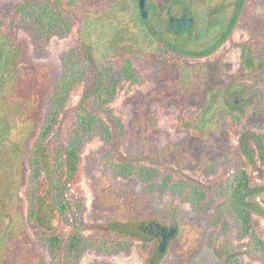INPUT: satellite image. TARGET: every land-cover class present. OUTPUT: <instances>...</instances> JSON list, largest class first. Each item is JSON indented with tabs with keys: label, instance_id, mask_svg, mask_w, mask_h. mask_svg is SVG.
<instances>
[{
	"label": "rangeland",
	"instance_id": "rangeland-1",
	"mask_svg": "<svg viewBox=\"0 0 264 264\" xmlns=\"http://www.w3.org/2000/svg\"><path fill=\"white\" fill-rule=\"evenodd\" d=\"M171 1L173 15L187 11L194 24L186 35L165 38L192 56L152 42L133 0H0V73L11 80L0 86V119L10 125L0 127V264H264V251L240 234L229 195L241 168L252 182L247 203L264 189V0ZM49 2L59 5L63 21L48 34L14 22L12 8ZM150 2L157 7L149 23L162 32L166 2ZM70 58L84 74L66 109L124 58L138 84L116 94L122 143L106 145L83 134L79 183L57 198L51 180H59L60 152L77 130L66 109L42 137L46 159L37 176L29 161L62 62ZM16 75L26 79L19 92ZM40 79L44 87L34 93ZM124 154L151 159L204 198L183 201L162 193L158 181L116 173L112 164ZM56 201L65 205L63 213ZM154 220L177 228L163 252L150 231ZM253 224L264 239V213L254 211ZM53 232L63 244L78 234L85 245L63 259L47 242Z\"/></svg>",
	"mask_w": 264,
	"mask_h": 264
},
{
	"label": "trees",
	"instance_id": "trees-1",
	"mask_svg": "<svg viewBox=\"0 0 264 264\" xmlns=\"http://www.w3.org/2000/svg\"><path fill=\"white\" fill-rule=\"evenodd\" d=\"M15 9L14 22L24 21L32 24L39 35L48 34L54 26L63 21L61 18V9L57 4L51 3V5L41 4L31 6L23 3ZM14 22L11 20L10 25H13ZM69 57H71L70 54ZM62 63L64 70L62 77L54 88L50 100L47 124L42 132V137H45L54 129L61 111L64 112L66 109L68 100L76 90L77 82L84 74V70H79L76 67L77 62L75 60L67 59L63 60ZM137 84V76L131 60H123V62L116 63L111 68H106L93 89L83 95L76 106L66 109L65 113L72 114L73 128H77V130L69 135L68 141L64 144L63 150L60 152L63 155V190L62 192H58V197L56 195L57 198L64 195V190L67 188V185L79 183L80 153L81 147L84 144L82 142L83 134L84 137L86 135H90V137L95 135L106 145L122 143L125 136V122L114 106L117 97L116 94L119 89L127 93L133 87H136ZM261 139L264 140V135H261ZM43 148V142L39 141L35 144V154L37 157L32 162L35 176L40 171V154L43 152ZM138 157L140 158L141 155L124 154L123 158H118L117 161L113 162V170L118 174L123 172L128 178H137L139 181H143L144 179L147 181H158V189L162 193L180 194L182 199H184L183 201L189 200L191 196L196 200L204 198V194L201 191L191 188L188 182H184L180 178L164 172L159 166L154 165L155 163L151 159L145 156H143V159H138ZM145 163L153 168L144 169L145 167L142 166ZM57 180L55 182L51 180V186L55 190L58 189ZM251 183L250 174L247 170L241 168L235 174L229 194L231 199L230 209L237 220L240 234L249 237L253 241L256 249L264 251V239L259 237L253 224L254 211L257 214L264 213V194L260 192H264V189L257 188L253 192L256 199L253 201V205L249 204L245 199L249 193H252ZM56 202L58 210L63 213L65 205L61 201ZM47 242L52 251L57 253V250L60 248V240L55 232L48 235ZM84 245L85 242L80 235H71L63 245L65 257L75 255Z\"/></svg>",
	"mask_w": 264,
	"mask_h": 264
},
{
	"label": "flooded vegetation",
	"instance_id": "flooded-vegetation-1",
	"mask_svg": "<svg viewBox=\"0 0 264 264\" xmlns=\"http://www.w3.org/2000/svg\"><path fill=\"white\" fill-rule=\"evenodd\" d=\"M162 1H164V2H166V6H165V10H164V22H165V29H164V31H162V32H160V30H157L156 28H155V26L154 25H151L150 23H149V20H148V18L150 17V12L155 8V7H157V4L155 5V3H153V2H150V0H133V4H134V8H135V10H137L136 12H137V15H138V19H139V22H141V25L142 26H144L145 28H146V30H147V32H148V35L150 36V38L152 39V42L153 41H155L156 42V45L157 46H165L166 47V50H167V52H169V49L170 48H172V49H174L175 51H173V53L172 54H182L183 56H188V54L189 55H191V53L188 51V50H182V49H179L176 45H174V44H172V42L171 41H169V40H167L166 38H165V35L166 34H168V35H174V36H180V35H186V34H188L189 32H191V30H192V28H193V24H194V18H193V16L189 13V12H187V11H182L181 12V14H187V15H189V16H191L192 17V23H191V26H190V28L189 29H187L185 32H181V33H176L174 30H173V28H172V25L170 24V18L171 17H178V16H175V15H173V1H171V0H162ZM43 5H51V3L49 2V3H45V4H43ZM16 7H14V8H12V10H11V12H12V16H15V12H16V9H15ZM141 8H144V12H145V16L143 17L142 16V13H141ZM163 11V9L161 8L160 9V11ZM180 14V15H181ZM179 15V16H180ZM232 25H228V27H231ZM229 28H226V30L224 31V35H226L227 33H228V30ZM224 35H223V37H224ZM223 39V38H222ZM216 45V44H215ZM212 46V48L210 49V50H212L214 47H216V46ZM182 51H185V52H182ZM209 52L208 51H205V52H202L201 54H200V56L201 55H205V54H208ZM198 57H199V54H196ZM192 56V55H191ZM251 58H247L246 60H250ZM122 60H130V58H124V59H122ZM6 76V74H1L0 73V86H3V84H10L9 82H11V80H8V79H2V77H5ZM62 77V74L60 75V77L59 78H61ZM15 82L17 81L19 84H17L16 85V83H14L13 85L15 86V87H17V89H16V91H18V89H20L22 86H24V81L26 80V79H24L23 78V76L21 77V75H19V76H17L16 75V78L15 79H13ZM7 81H9V82H7ZM43 82L44 81H42L41 79H40V82H39V85H40V88L38 89V90H36V91H34V93H38V91L39 90H41L43 87H44V85H43ZM10 86V85H9ZM94 87V86H93ZM93 89V88H92ZM19 92V91H18ZM2 99H4V98H2ZM3 101H6V100H3ZM43 123H42V129L40 130V134H39V136H38V138L35 140V144L36 143H38L39 141L40 142H43V145L45 146V143H46V141L44 140V141H42V132H43V130L45 129V126H46V124H47V110H46V112H45V114H44V116H43V121H42ZM9 122H8V120H3V119H0V127L2 128V129H4V128H8L10 125L8 124ZM45 138V137H44ZM63 148V147H62ZM63 150V149H62ZM32 155H31V157H30V161H29V163L30 164H32V162H33V160L37 157L36 156V154H35V146H34V150L32 151ZM62 154V153H61ZM63 156V155H62ZM32 159V160H31ZM43 159H46V155H45V153H41L40 154V161L41 160H43ZM42 163V162H41ZM43 164V163H42ZM34 167V166H33ZM41 168H42V165H41ZM41 173V172H40ZM62 175H63V171L61 170V175H60V177H59V180H57V183H58V190L60 191V192H62V190H63V186H62ZM60 212V211H59ZM60 213H62V212H60ZM149 225H150V228H151V233L156 237V239L159 241V243H158V250L160 251V249H159V245H160V243L163 241V239H164V237H165V235H167L166 234V232L165 231H162L161 230V228L163 227V226H166V225H159L155 220L154 221H150L149 222ZM167 227V229H169V228H173V229H175V231H174V233L173 234H171L169 237H168V239H167V242H166V245H165V247L167 246V243H168V241H169V239H171L174 235H175V233L177 232V228L175 227V226H166ZM147 235V234H146ZM153 235H152V237H153ZM148 236V238H150L151 239V237L149 236V235H147ZM60 240V239H59ZM63 243L60 241V248H59V250H57V255H59L60 253L62 254V258L64 259V251H63ZM83 249V248H82ZM81 249V250H82ZM80 250V251H81ZM164 250H165V248H164ZM163 250V251H164ZM80 251H78V252H80ZM163 251H160V252H163ZM77 252V253H78ZM70 257H72V256H70ZM62 260H61V263H59V264H62Z\"/></svg>",
	"mask_w": 264,
	"mask_h": 264
},
{
	"label": "water",
	"instance_id": "water-1",
	"mask_svg": "<svg viewBox=\"0 0 264 264\" xmlns=\"http://www.w3.org/2000/svg\"><path fill=\"white\" fill-rule=\"evenodd\" d=\"M142 16H145L144 8H141ZM170 24L172 25L173 30L176 33L185 32L187 29L190 28L192 23V17L187 14H181L178 17H171ZM162 231H165L167 235H165L163 241L159 245L160 251H163L167 242L168 237L174 233L175 229L169 228L167 229L166 226L161 228Z\"/></svg>",
	"mask_w": 264,
	"mask_h": 264
}]
</instances>
